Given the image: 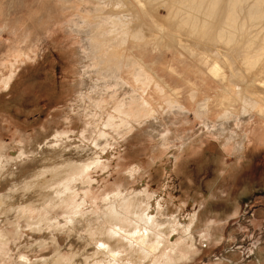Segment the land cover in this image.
I'll return each mask as SVG.
<instances>
[{"label":"rangeland","instance_id":"374dc122","mask_svg":"<svg viewBox=\"0 0 264 264\" xmlns=\"http://www.w3.org/2000/svg\"><path fill=\"white\" fill-rule=\"evenodd\" d=\"M131 1L143 22L157 31L155 38L132 45L131 50L161 88L155 83L148 87L136 83L131 69L120 72L122 83L133 86L137 92L130 106L142 109L143 113L140 117L137 110L125 107L124 113L130 116L126 120L132 122L126 129L111 125V119L124 116L117 107L127 92L117 91L108 83L110 91L97 105V91L86 92L82 88L83 36L71 27L80 17L96 24L106 11L85 12L80 4L74 10L63 0H0V148L6 150L10 160L17 158L16 164L24 166L29 156L25 158L20 153L35 141L40 143L45 135L63 130L76 138L70 143L66 141V145H55V149L44 154L46 159H54L52 163L43 167L40 162L33 168L36 176L31 186L59 190L57 193L64 198L73 195L70 206L56 207L57 211L60 208L54 212L60 213L57 217L53 213L56 221L69 210L76 216L84 215L85 219L96 218L106 205L104 202L118 190L128 196L145 189L149 195L163 197L164 202L178 204L173 214L181 207L183 221L189 222L195 212L199 213L196 233H202L208 225L214 229V243L199 254L197 261L187 264H264V104L250 122L236 128L239 135L246 137L244 154H236L238 144L219 138L215 128L198 114L199 102L223 93L228 83L213 78L209 70L212 63L164 29L142 2ZM86 6L95 5L86 3ZM160 12L166 14L163 9ZM166 42L173 47L166 48ZM193 90L198 92L197 101L191 99ZM173 102H178L183 111L171 109ZM218 108L210 115L212 125L218 123L222 111ZM143 109L159 118L154 126L157 129ZM158 125H162L161 131ZM100 133L111 137L110 146L100 153L103 158L97 159L100 154H80L83 143H89ZM97 160L100 162L91 166ZM70 163L75 169L46 183L55 168ZM72 185L73 192L61 193ZM8 190L10 187L0 194H10ZM123 196L117 204L124 202ZM35 204L39 205V201ZM118 206L122 209L125 205ZM38 212L34 211V217L39 216ZM7 222L11 227L5 223L0 230L10 232L9 229L15 228L12 219ZM23 232L27 236L32 234L30 228H24ZM144 233L143 227L129 235L131 239H141ZM68 235L63 231L58 235L63 245ZM178 238L174 233L170 239L174 243ZM140 241L147 243L145 238ZM156 246L150 257L160 255L161 261L156 264H167L166 256H161ZM36 254L33 260L42 257ZM65 254L71 255L70 250ZM123 254L118 263L129 264ZM168 255L173 252L168 251Z\"/></svg>","mask_w":264,"mask_h":264},{"label":"bare ground","instance_id":"6f19581e","mask_svg":"<svg viewBox=\"0 0 264 264\" xmlns=\"http://www.w3.org/2000/svg\"><path fill=\"white\" fill-rule=\"evenodd\" d=\"M63 1L74 10L80 4L85 12L100 11L99 9L106 11L94 25L85 17L72 22L73 30L83 36V51L87 50L86 54L80 52L81 63L84 64L80 73L87 79L81 84L86 92L97 91V105L103 100V96L109 93L108 83L116 87L117 91L127 92L128 95L125 94L126 98L120 100L117 107L124 116H114L110 123L128 129L132 122L126 120L130 116L124 113L123 109L131 107L137 92L133 86L122 83L120 72L124 68L131 69L136 83L146 86L155 83L160 87L148 68L136 59L131 50L132 45L144 44L155 38L157 31L143 22L140 12L131 0ZM139 1L164 29L170 30L181 43L190 44L207 62L212 63L209 70L213 78L228 83L229 87L224 89L223 93L199 102L198 114L215 128L219 138L228 143H237L236 154L242 156L246 137L239 135L236 128L250 122L252 115L264 104V0ZM86 3L95 6L87 7ZM161 9L165 11V15H162ZM108 25L110 27H107ZM165 47L172 48L173 45L166 42ZM105 79L110 80L105 82ZM191 99L197 101L196 90L192 91ZM170 106L171 109L183 111L178 102H173ZM216 107L222 111L218 123L212 125L209 119ZM135 110L136 115L141 117L142 109ZM145 116L152 120L153 127L160 121L154 114L147 112ZM161 127L162 125L158 127L160 131ZM62 131L45 135L40 143L35 141L31 147H25V150L23 148L24 151L20 153L22 157L29 156L24 166H18L15 162L18 161L17 158L10 160L6 150L0 148V191L10 187V194H0V226H5V223L10 226L7 222L9 219L15 223L14 234L11 233L13 229H9L10 232L0 230V264H120L118 257L123 253L129 264H152L153 261L156 264L162 258L159 254L152 257L153 259L150 257L156 245L160 248L161 256H166L167 264H187L197 261L199 254L214 243L215 232L209 225L202 233H196V225L200 221L199 213L195 212L189 222L186 219L183 221L181 207L173 214L175 205L178 204L173 201L164 202L163 197L149 195L145 189L128 196H123V192L118 190L110 195L109 200L102 201L106 205H103L102 211L98 213L100 215L95 216L96 218L85 219L84 215L76 216L69 213V210V214L66 213L63 218H59L60 221H56L53 216L56 207L63 204L70 206L73 195L64 198L65 196L57 193L59 190H44L31 184L36 176L33 168L40 162L41 166L46 167V164L54 161L46 159L44 154H48L47 151L51 148L55 149V145L74 141L75 137ZM155 133L157 134L156 131ZM110 139V136L100 133L89 143H83L84 147L81 144L80 147L83 148L80 154H100L110 146ZM40 151L41 154H37ZM100 156L101 154L97 159H100ZM101 157L103 158V155ZM99 162L100 160H97L91 166ZM72 168L75 169L72 163L55 168L53 173L48 174L50 179L46 183L61 179L63 174ZM22 185L24 189H20ZM74 189L75 186H68L62 189L61 193L73 192ZM122 196L126 197L124 202L120 203L125 205V208L121 206L123 211L118 206L120 204H117ZM50 197L52 198L49 200ZM26 198L31 202L27 203ZM38 201L39 205L35 204ZM55 201L57 204H54ZM59 210H56V213ZM8 211L12 212L8 214ZM34 211H40L37 213L38 217H34ZM56 213L54 215L57 217L60 213ZM143 227L145 237L141 239L145 238L147 242L144 244L139 237H130ZM24 228L32 230L31 236L24 234ZM62 231L69 234L68 239L63 238L64 245L58 236ZM174 233L179 238L173 243L170 238ZM24 242H28L25 244L29 246ZM21 243L25 246L21 247ZM66 250H70L71 255H66ZM168 251H172L173 255L169 256ZM37 252L38 256L42 257L33 260Z\"/></svg>","mask_w":264,"mask_h":264}]
</instances>
